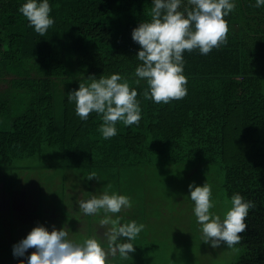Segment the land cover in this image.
<instances>
[{"label": "trees", "instance_id": "trees-1", "mask_svg": "<svg viewBox=\"0 0 264 264\" xmlns=\"http://www.w3.org/2000/svg\"><path fill=\"white\" fill-rule=\"evenodd\" d=\"M24 2L0 0V185L12 182L7 172L17 160L34 166L47 155L59 173L97 167L101 176L91 180L119 168V192L128 197L145 184L132 173L150 160L205 166L228 201L238 192L254 205L233 264H264V46L246 39L251 27L243 25L260 13L253 0H235L224 17L226 43L207 55L185 50L187 93L167 104L146 99V81L134 75L140 45L131 33L151 19L152 0H49L55 22L43 36L18 11ZM113 73L137 90L141 119L118 121L117 134L104 139L100 115L81 120L67 94ZM56 152L62 160L51 159Z\"/></svg>", "mask_w": 264, "mask_h": 264}, {"label": "clouds", "instance_id": "clouds-1", "mask_svg": "<svg viewBox=\"0 0 264 264\" xmlns=\"http://www.w3.org/2000/svg\"><path fill=\"white\" fill-rule=\"evenodd\" d=\"M182 0H152L151 19L140 23L132 30V39L140 45L136 55L141 63L135 68L134 75L145 80L147 89L143 93L146 99L154 103H169L182 99L187 93V80L183 74L185 50L198 49L201 55H207L227 42L228 25L224 17L234 11L235 0H187L191 8H181ZM254 7H264V0H255ZM49 0H25L18 11L28 20L29 27L43 36L54 24L50 16ZM87 83L80 82L77 90L67 94L69 102L75 103L76 115L87 120L91 112L100 115L103 123L100 132L104 139L117 134L116 123L124 126L138 124L141 108L137 90L130 88L126 79L119 73L110 76H90ZM96 177L92 174L88 179ZM188 198L193 202V212L200 225L202 241L218 248L225 244L232 248L239 243L240 233L247 228L246 217L253 208V202L245 200L240 193L230 198V207L224 218L211 209L216 206L212 199L211 185L189 184ZM132 202L128 196L105 191L93 195L90 199L79 201L80 210L86 215L104 213L101 225H111L108 240L112 254L117 251L122 258L135 252L133 241L144 229L136 221L121 224L120 216L114 219L109 214L130 208ZM35 251L27 257L26 264H110L105 249L95 238L82 243L68 239L64 229L51 231L43 225L34 227L30 233L13 246V255L23 257L28 249ZM21 264H25L21 261Z\"/></svg>", "mask_w": 264, "mask_h": 264}, {"label": "rangeland", "instance_id": "rangeland-1", "mask_svg": "<svg viewBox=\"0 0 264 264\" xmlns=\"http://www.w3.org/2000/svg\"><path fill=\"white\" fill-rule=\"evenodd\" d=\"M51 159L62 160V157L56 152ZM46 161H50L48 155ZM80 164L83 165L81 162ZM22 165L23 162L17 160L12 169ZM80 168L72 165L70 171L58 172V183L48 189L49 194L54 195L59 205L61 203L59 197L63 196L66 189V193L86 196H98L105 191L109 194L116 192L122 195L119 192V168L117 173L112 169L98 181L95 178L88 179L95 171L98 172V176H101L97 167L87 166L79 170ZM137 171L138 175L133 172L131 177L145 184L138 185L141 190L129 197L132 206L109 215L113 219L120 216L121 224L136 221L144 225V229L133 241V244H149L140 250L141 259L151 260L152 264H233L240 258L241 251L236 244L232 248L221 244L214 249L210 244L202 241L200 225L193 212L194 204L188 198L189 184L195 183L202 186L207 182L211 185L212 199L216 202V206L211 211L219 215L221 219L230 207V201L209 169L201 166L192 171L187 166L167 165L162 163V160L154 159L150 160L146 170H142L141 173L139 169ZM121 177L127 178V174H122ZM22 181L19 180V183ZM108 232L109 230L104 238L106 242L99 241L103 245L110 244ZM76 238V243H82L83 240L91 237L77 235ZM136 250L139 251V249Z\"/></svg>", "mask_w": 264, "mask_h": 264}, {"label": "crops", "instance_id": "crops-1", "mask_svg": "<svg viewBox=\"0 0 264 264\" xmlns=\"http://www.w3.org/2000/svg\"><path fill=\"white\" fill-rule=\"evenodd\" d=\"M253 2L255 3V0ZM263 8L259 7L260 13L257 17H250L248 21L243 20V25L249 24L251 27V33L254 30L259 33L257 36L249 37L251 33L248 34L247 30L246 39L259 40L261 46H264ZM260 64L264 71V64ZM42 159V162L34 166L25 164L9 170L7 173L12 182L0 185V264H21V261L26 264L27 257L35 249L30 248L23 257H16L13 255V246L39 225L45 226L49 231L53 228L64 229L68 233V239L73 242H76L77 235H89L98 241L106 242L104 238L111 225L99 223L104 213L89 216L79 208V201L90 199L92 196L66 193V189L63 196L59 197L61 201L59 205L48 190L58 183L57 163L46 161V157ZM19 180L23 181L19 183ZM101 245L110 264H152L151 260L141 259L140 253V250L149 244H134L138 245L135 252L130 253L126 259L122 258L118 251L112 254L111 247L114 245Z\"/></svg>", "mask_w": 264, "mask_h": 264}]
</instances>
